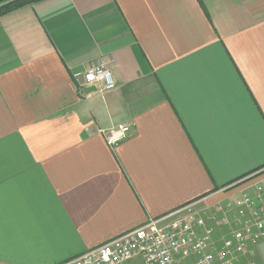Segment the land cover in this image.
Returning <instances> with one entry per match:
<instances>
[{
	"label": "crops",
	"instance_id": "obj_1",
	"mask_svg": "<svg viewBox=\"0 0 264 264\" xmlns=\"http://www.w3.org/2000/svg\"><path fill=\"white\" fill-rule=\"evenodd\" d=\"M99 60L116 88L85 94L76 75ZM122 124L112 149L98 130ZM261 166L264 0H44L0 17V264L66 263L251 192Z\"/></svg>",
	"mask_w": 264,
	"mask_h": 264
},
{
	"label": "built area",
	"instance_id": "obj_2",
	"mask_svg": "<svg viewBox=\"0 0 264 264\" xmlns=\"http://www.w3.org/2000/svg\"><path fill=\"white\" fill-rule=\"evenodd\" d=\"M82 88L104 94L116 88L109 66L99 60L83 74ZM131 126L98 130L110 148L127 139ZM264 244V182L227 202L192 201L174 212L149 218L144 224L112 238L63 264H124L142 257L145 264H257Z\"/></svg>",
	"mask_w": 264,
	"mask_h": 264
},
{
	"label": "trees",
	"instance_id": "obj_3",
	"mask_svg": "<svg viewBox=\"0 0 264 264\" xmlns=\"http://www.w3.org/2000/svg\"><path fill=\"white\" fill-rule=\"evenodd\" d=\"M44 0H0V17L4 16L18 8L27 6V5H34ZM261 166L257 170L263 168ZM256 171V170H255Z\"/></svg>",
	"mask_w": 264,
	"mask_h": 264
},
{
	"label": "rangeland",
	"instance_id": "obj_4",
	"mask_svg": "<svg viewBox=\"0 0 264 264\" xmlns=\"http://www.w3.org/2000/svg\"><path fill=\"white\" fill-rule=\"evenodd\" d=\"M260 258L257 264H264V244L259 248ZM195 262V257L182 260L179 264H193ZM124 264H145L142 257L134 258L130 261L125 262Z\"/></svg>",
	"mask_w": 264,
	"mask_h": 264
},
{
	"label": "water",
	"instance_id": "obj_5",
	"mask_svg": "<svg viewBox=\"0 0 264 264\" xmlns=\"http://www.w3.org/2000/svg\"><path fill=\"white\" fill-rule=\"evenodd\" d=\"M96 91H97V88L94 87V86L86 87L84 89V93L85 94H90V93H93V92H96Z\"/></svg>",
	"mask_w": 264,
	"mask_h": 264
}]
</instances>
